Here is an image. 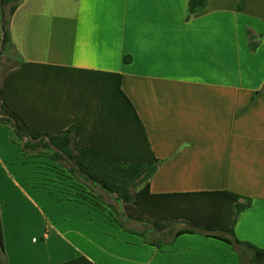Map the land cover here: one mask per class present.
<instances>
[{"label":"crops","instance_id":"0c3cea01","mask_svg":"<svg viewBox=\"0 0 264 264\" xmlns=\"http://www.w3.org/2000/svg\"><path fill=\"white\" fill-rule=\"evenodd\" d=\"M189 1L23 0L9 25L18 65L2 75L0 90L28 63L119 73L160 161L151 191L252 198L235 235L264 249V0H243L242 8V0H208L192 16ZM10 135L0 126L1 178ZM8 183L0 187L7 264L82 255L95 264H240L218 234L174 229L145 237L72 195L34 197ZM54 205L63 208L43 212Z\"/></svg>","mask_w":264,"mask_h":264},{"label":"trees","instance_id":"16d2710c","mask_svg":"<svg viewBox=\"0 0 264 264\" xmlns=\"http://www.w3.org/2000/svg\"><path fill=\"white\" fill-rule=\"evenodd\" d=\"M17 5L2 30L4 47L12 45L9 25ZM207 5L208 0H190L189 16L201 13ZM124 61L128 64L131 58ZM122 79L115 72L24 64L8 74L0 90V126L9 128L11 134L28 137L27 147L38 150L37 155L49 151L55 162L72 163L87 182L117 195L125 204L128 218L150 226V231L218 234L231 242L240 264H264V249L235 235L236 222L241 213L252 208V198L231 191H151L149 180L160 161L133 102L122 88ZM73 80L78 85L72 87L74 97L70 100L74 104L57 109L65 119H49L52 90L59 92L57 103L61 97L68 100L65 86ZM56 83L59 88L53 86ZM34 103L35 107L45 106V113L33 114L30 109ZM72 171L76 172L74 167ZM132 188L138 190L132 193ZM0 264H7L1 206ZM62 264L95 263L82 255Z\"/></svg>","mask_w":264,"mask_h":264},{"label":"rangeland","instance_id":"374dc122","mask_svg":"<svg viewBox=\"0 0 264 264\" xmlns=\"http://www.w3.org/2000/svg\"><path fill=\"white\" fill-rule=\"evenodd\" d=\"M17 1L19 0H2L0 5V79L3 77V74L18 65L15 59L16 53L13 45L4 47L2 41V30H4L3 28L5 27V23H7V21L10 19L11 10L17 5ZM22 1L23 0H21L18 5H20ZM7 56H13L9 63H6L5 61V58H8ZM69 82L72 87L78 86L74 84V80L73 82ZM53 86L55 88L60 87L58 83ZM65 90L68 100H65L61 97V101L58 103L56 99L59 92L55 89L52 90L53 95L50 98V109H53V112L51 113L49 111V119L54 117L57 119L56 121H58V119L62 121L65 119V117L57 109L69 107L74 104V102L70 100V98L74 97L71 88L65 86ZM63 92L61 90V93ZM86 94L87 93H85L84 100L86 103H88V95L86 96ZM75 98H77V96ZM30 111L38 116L42 112L45 113V106L41 105L39 107H35L34 103V106L30 109ZM10 136L11 155L10 157H2L1 164L2 166H7L8 170H5L4 177H0V187L6 185L9 182L7 185V189H9L10 184L17 185V183H20L23 189L27 191L28 195L36 197L37 195L44 194L47 199L55 195L57 196V201L65 200L67 196L72 195L74 201L83 204L89 211L94 210L102 214L108 213L110 216L109 218L112 219V215L114 220L120 225L141 231L144 234L147 233V236L160 238V236L157 237L156 233L150 231V226L131 221L128 218L125 204L120 200L119 197H117V195L109 194L98 186L87 182L81 177L80 173L76 171V168L74 165H72V163L66 160H62L59 163L55 162L50 157L52 152L49 151L44 155H37V152H39L38 150L35 151L32 148L27 147V143L30 142L28 137H20L17 134H11ZM72 167H74L76 172L72 171ZM16 170L17 173L15 172ZM10 171L14 177L10 174ZM56 184L57 186L55 188L54 186ZM16 187L19 191H22V188L19 185ZM18 190L14 189L13 191L15 194L19 195L20 193ZM137 190L138 189L132 188L131 191L134 193ZM60 197L62 198L61 200ZM2 201H0L1 209H5V204H2ZM62 208V205H54L53 207L46 208L43 207V212L46 215H50L51 213L53 215L56 211L59 212ZM39 211L42 212V208L39 209ZM172 236L173 235H170V238Z\"/></svg>","mask_w":264,"mask_h":264}]
</instances>
